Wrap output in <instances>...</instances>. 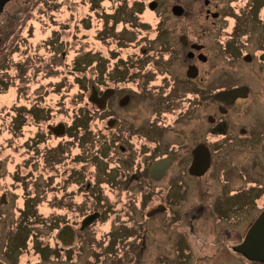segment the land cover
<instances>
[{
    "label": "rangeland",
    "instance_id": "374dc122",
    "mask_svg": "<svg viewBox=\"0 0 264 264\" xmlns=\"http://www.w3.org/2000/svg\"><path fill=\"white\" fill-rule=\"evenodd\" d=\"M119 1L103 0L98 4L103 8L100 10L96 5L90 7L88 0H45L29 22L26 54L14 55L12 65L3 71L4 79H0V264H89L87 258L94 248L107 243L117 254L106 253L102 264L118 257L125 259L119 264H129L130 259H136L133 264H245L240 256H234L231 247L258 207L264 204V132L262 136L252 132L241 137L236 131L258 118L256 114L264 118V112L258 111L259 106L253 110L256 114L251 110L246 112L245 106L242 111L240 107L230 110L226 118L231 131L214 139V163L202 177L187 175L186 162L198 141H214L207 118L210 114H219L211 96L215 89L252 80L255 104L264 97V66L250 65L243 58L245 52H254L259 43L256 37L247 39L248 0H211L222 7L227 17L221 19L222 28L210 33L209 30L217 28L205 18L204 0H157L159 6L155 12L146 5L151 0H140L132 10L138 18V27L133 30L134 34L127 30L125 33L135 36V40L126 41L125 48L119 46L120 30L123 25L129 28L128 19L134 16H129L127 9L117 10ZM173 4L182 5L187 14L180 17L173 14ZM102 12L110 17L108 29L100 19L104 16ZM236 23L242 28L241 36L233 38ZM203 28L207 31L203 40L208 46L210 62L200 64L205 78L202 84L198 80L183 82L177 90L174 80L185 77L184 53L174 51L172 56L169 52L151 51V59L157 61L153 65L144 58L146 53L139 50L141 45L155 50L161 45L164 50L171 49L176 46L180 33L187 32L194 39ZM157 34L160 35L156 38ZM62 50L68 51L66 58L61 57ZM229 51L234 52L233 56ZM117 54L125 60L133 57V62L145 65L144 71L147 70L141 73V80L126 79L124 86L140 98L135 97L123 109L113 107L118 108L116 113L123 119L122 134L117 142L105 144L107 139L100 133L105 123L87 100L88 72L94 67L99 69L98 59H102L112 73L111 62L119 59ZM17 61L25 62L28 68L20 77ZM161 61L167 68L157 67ZM88 62L92 64L90 67ZM138 75L135 77L139 78ZM144 81L148 83L147 91L154 94L153 99L144 92L140 94L142 90L137 83ZM171 89L174 91L167 98ZM195 91H200V95ZM181 101L182 114L178 113L181 108L170 112L172 115L164 112ZM37 104L44 109L43 120L31 115L24 119L16 116ZM93 111L97 114L93 115ZM61 122L69 127L68 135H73L78 125L87 127L92 134L79 141L66 135L57 137L48 131L50 126ZM119 142L128 148L126 153H120ZM59 143L62 144L57 148ZM156 147H159L157 155L171 153L176 159L167 178L160 182H138L134 176L130 177L136 171L140 149ZM106 149H109L105 152H108V162L112 167L125 165L126 176L120 177L116 170L105 167V153L100 156L96 152ZM87 152L97 162V165L86 162L84 177L92 181L89 189L86 179L76 178L72 172V168L86 164L74 167L69 160L86 159ZM105 174L110 176L104 177ZM253 183L263 185L258 190ZM160 189L158 197L155 196L154 192ZM4 193L5 201L2 200ZM159 201L168 210L159 207L154 219L143 218V205ZM197 203H205L209 211L217 210L224 215L221 224L232 229L230 235L219 233L210 222L180 223L183 217L180 212ZM97 206L105 210V216L81 233L76 250L80 261L67 262L64 257L49 259L52 250L58 249L60 222L77 221L79 214ZM179 219L180 222L174 223ZM139 242L141 247L149 244L148 250L142 256L137 250L131 254L129 250L133 249L128 246L130 243L138 246Z\"/></svg>",
    "mask_w": 264,
    "mask_h": 264
},
{
    "label": "flooded vegetation",
    "instance_id": "af4514ba",
    "mask_svg": "<svg viewBox=\"0 0 264 264\" xmlns=\"http://www.w3.org/2000/svg\"><path fill=\"white\" fill-rule=\"evenodd\" d=\"M103 0H88V3L90 4V7L92 5H96V9H100L102 10L103 8L101 6H99L98 4L101 3ZM45 0H0V79H4L3 76V71L5 69L8 68L9 64L12 65L13 62H11L12 58L14 57V55L16 54H21L19 56L22 57V55L26 54V51L24 50L25 45L27 44V40L30 37V29H31V25H29L30 20H32V16L34 15V11L36 9H39L41 5H44ZM140 2V0H120L119 1V5L117 6V10H121V11H126V9L128 10L127 14L131 16L134 14L133 8L135 7L136 3ZM151 3H156V7L154 9L151 8ZM204 4H205V18L206 20L211 21V24L213 26H215V28L217 29H211L209 30L212 32H216L218 31V29L222 28V26H224L221 22L222 18H226V14H224V11H222V7H220L218 4H213L211 0H204ZM147 7L150 8L151 11L155 12L158 9L159 6V2L157 0H151L149 2L146 3ZM174 5H179V4H173L172 5V12H173V6ZM53 6V5H52ZM183 8V12L178 15L176 13L173 12V14H175L176 16L180 17V16H184L187 14V11L185 10V8L180 5ZM94 7V9H95ZM247 9L245 12V28H246V33L248 35V41L249 38L254 39L255 37L258 39L259 43L256 44L254 52L252 51H247L245 52V54L243 55L244 61H246L248 64L252 65L254 63H258L259 66H264V0H248V3L246 5ZM124 9V10H123ZM116 12V10H115ZM103 14V12H102ZM104 15V14H103ZM134 16V15H133ZM103 18L100 17V19L102 20L103 25L107 26V29L109 28V23H110V18L108 17V15H104L102 16ZM248 18V19H247ZM107 19V21H106ZM125 21V18H123ZM138 20L137 17H132L129 18L128 21L130 23L129 28L122 27L121 31V35H120V41L121 43L119 44L120 48H125L126 46L124 45V43L126 41L132 42L135 39H133V37L130 33L125 34L127 31L131 32L134 34L133 30L135 29V27H138L136 24V21ZM227 25V23H224ZM150 27H148V31ZM127 30V31H126ZM242 28L241 26H238V24L236 23L234 26V30L232 31V37L233 38H237L238 36H241V34H239L241 32ZM147 31V30H145ZM206 29L203 28L202 32L199 34L200 36L196 35L197 37H195L194 39L190 36L189 33L187 32H182L178 35V44L176 43V46H171V49H163L164 46L161 45V47L157 50H155L154 48H148L146 45L140 46V52L142 53H146L144 54V58L149 59L147 61V63L152 62L153 65H156V60H152L151 57L152 55H150V52L153 51V53L155 52H169L172 56H174V51H176L177 53H184V58H185V69H184V74L185 77H178L176 79V81L174 80V83H177V90H178V84L182 86L181 83L186 82L188 83V81H196L198 80V82H200L201 84L204 83L205 78L204 76L201 75V67L200 64H207L208 62H210V55L207 51L208 46L205 40H203V37L206 38ZM161 34V33H160ZM160 34L156 35V38L159 37ZM68 41V40H67ZM119 41V42H120ZM140 45V44H139ZM233 47L235 48V44H233ZM225 48H228V45H225ZM27 50V48H26ZM230 52V51H229ZM140 53V55H142ZM233 56L234 52H230ZM68 54V51H61V57L62 58H66ZM121 55V54H120ZM120 55L117 54L118 56V60L116 62H111L112 65L110 68H112V73L111 70H109V66L108 65H104L103 64V60L102 59H98V63H99V69L97 67H94L93 69L91 68V71L88 72L89 73V77H88V94H87V100H88V104H90L91 108L94 107L95 110L97 112H99V114L102 117H99L101 121H103L105 123L103 129L100 131V133L102 134L101 137L106 138L107 140H105V144L107 143H112V142H117L118 140H120L121 138V134H122V122L123 119L122 117L116 113V110L113 108L114 106L119 107V109H123L125 107H128L131 104L132 99H134L135 97H137V99L140 98V95H138L137 93L133 92V90L131 88H126L124 85L127 83L126 79H139L141 80V73L142 72H146L147 69H145V65H137V62H133L132 58L129 57V59L125 60L123 57H120ZM154 56V55H153ZM170 58V57H169ZM138 59V57H137ZM146 59V60H147ZM93 60V59H92ZM13 61V60H12ZM141 63H142V57H141ZM92 62V61H91ZM91 62H88L89 67L92 65ZM107 62V61H106ZM164 61H161V64L158 63L157 67H161L164 68L165 63H163ZM108 63V62H107ZM25 62L23 63L22 61H17L16 62V67H17V74L18 76L23 73L25 71L28 70L27 65H24ZM259 67V68H260ZM167 68V67H166ZM27 69V70H26ZM131 70V71H130ZM77 72H82L81 70H76ZM189 71L191 73H189ZM83 73V72H82ZM135 74H139L138 77H135ZM20 77V76H19ZM20 79V78H19ZM25 82V81H23ZM137 87H141L140 90H142L140 92V94L146 93L148 94V97L150 99L154 98V94L153 93H149L147 91L148 87V83H137ZM141 84V85H140ZM233 88H240V90L238 92H236L235 97L231 98L230 100H221L219 98H217V95L220 91L223 90H228V89H233ZM174 89H171L167 94L166 97L169 98V96H171V93H173ZM94 92H96L98 94V96L100 98L103 99V105L100 106L97 102L93 101L91 99V97L94 95ZM185 92V91H183ZM197 93V95H200V91H195ZM13 93V92H11ZM162 94L164 93L163 91L161 92ZM255 86L253 84V81L250 80L249 83L245 82V83H234L232 85H228V86H222V87H218L217 89H215L212 92V97L214 99V101L217 103V107H218V112L219 114H210L208 115V122L210 123V132L212 133V139H218V138H222L223 136H225V134L230 130L231 131V125H230V121L228 120V118H226V116L230 113V110L232 108H237L240 107L241 111L243 106L247 107V111L249 112L251 110V112H253V110L258 107V111L262 110L264 112V97L262 99V101H260L258 104H255L256 99H255ZM12 95V94H11ZM13 97V95H12ZM229 99V98H228ZM173 100V99H172ZM182 101L177 104L176 107L171 108L169 110H165L164 112H166V114H170V112H172L174 109L177 112L178 109H180V112L178 111V113L182 114L181 112L182 109L184 108L182 105ZM170 104V103H169ZM96 111H93L94 114L96 115ZM43 113H44V109L40 107V105H34L32 107V109L30 108V110H26L23 109V111H21L20 113H17V117L20 116L21 118L24 119V117H29V115H31L34 118H38L39 120H43ZM96 113V114H95ZM185 113H183L184 115ZM253 114H256L253 112ZM172 115V114H170ZM87 116V115H86ZM84 116V117H86ZM258 118H254L251 119L250 122H248L247 125H242L237 129V133L239 136L244 137L248 134L252 135L253 133L256 134V136H262L264 132V118H259L260 116H258L257 114L255 115ZM83 117V116H80ZM264 117V116H263ZM89 119H93L92 117H90ZM64 126V131L61 133H56L54 131V129L60 128L61 126ZM155 128V126H154ZM51 130H48L49 132H52L55 136L57 137H62V136H69V137H73L75 140L76 138L81 141L82 138H86L87 135L92 134L91 130H88L87 127L83 126H76V128L74 129V134L73 135H68L69 133V127L61 122L58 123L57 125H53L50 126ZM155 131V130H154ZM253 132V133H252ZM236 136V135H235ZM148 141L154 142V139H148L146 138ZM68 141H66L67 143ZM65 143V144H66ZM214 143L215 140H201L198 141L194 147H192L191 152L189 153V158L186 162V170H187V175H190L192 177H202L203 175H205L210 168L213 166L214 160V152H215V148H214ZM62 143H59L57 148H60ZM119 151L120 153H126L128 151V148L125 146L124 142H119ZM67 145V144H66ZM199 145H204L207 146L209 148L210 151V155H211V162H210V167L209 169L202 175H193L190 172V167L194 162V151L195 149L199 146ZM106 148V147H105ZM158 148H150L148 150H143V148L140 149V151L138 152V156L137 158L139 159V161L137 162V165H135V169L136 171L132 172L131 174H129L130 177L134 176L135 179H137L138 182H140L141 180H147V181H152V182H160L164 179L167 178V176L169 175V171L172 169V167L175 165L176 163V159L175 157L171 154V153H166V154H162V155H157L158 153ZM106 151H109V149L106 150H98L96 152V154H104ZM150 153V154H148ZM70 155V153H69ZM102 158V157H101ZM108 152L105 153L103 160H105V167H111L113 170H116L118 173H120V177L122 176H126L125 174V165L122 164V166L118 167L116 165H114V167H112V164L110 162H108ZM93 159V160H92ZM91 159V156L88 155L87 152V157L86 159H69L70 160V164L71 166H77L78 164L82 163V164H86V162H90V163H94L95 160L94 158ZM170 160L169 163H167V166L165 169L161 170V171H157L153 168V166L160 160ZM117 162V161H116ZM97 164V162H95ZM95 164V165H96ZM86 165H82L80 168H72V172H74V177L76 178H81L82 180L86 179V183L84 181H81V184H86V188L89 189V187L91 186V179L89 180L88 178L84 177V172L86 169ZM123 172H120V171ZM117 174V173H116ZM110 175L105 174L104 177H107ZM128 176V177H129ZM128 179V178H127ZM127 181V180H126ZM254 185H256L254 188L260 190V186L262 187V185L260 183H253ZM264 188V187H263ZM161 191V189L159 191L154 192L155 196L158 197L159 192ZM262 193V192H261ZM5 195L6 198V193H4L2 195V200L5 201V198H3V196ZM153 195V193H152ZM261 195V194H260ZM256 196L253 198V201L258 200V198L260 197ZM161 203H163V201H159L156 204L153 205H143L142 207V217L143 218H152L154 219L155 213L157 212V208H164V210H168V206H163ZM264 210V204L260 205L256 211V213L254 214V216L252 217V219L248 222V224L246 225L245 229L243 230L242 234L239 236V240L236 239V241H234L233 245H232V252L234 254L235 257L240 256L241 259H243L246 263L245 264H264L263 261H258V260H252L247 258L243 253H241L240 251L237 250V247L244 241L245 236L248 232V230L250 229V227L253 225V223L256 221V219L259 217V215L262 213V211ZM181 215L183 216L181 218V222L180 219L175 221L174 223H184L185 220H188V222H194L196 220L198 221H204L206 223H211L215 228H218V232L226 235L227 233L229 234V232H231V228L227 227V226H223L222 223V219L221 217H224V215H220L218 214L217 210H211L209 211L207 208V205H205V203H197L195 205H192L191 207H189L188 209H184L181 212ZM96 214V218L92 221V223H90L89 225L85 226L83 228V222L84 220L90 216V215H95ZM105 216V210L102 207H95L83 214H79L78 215V220L77 221H62L60 222V227H59V231L57 232V239H58V249H56L55 251L52 250L49 259H59L60 257H64L65 261H70V260H75L76 262L80 261V257L77 256L76 254V250H78L79 246V240L81 238V233L85 232L89 229H91L93 226L96 225L97 222H100L104 219ZM146 223V222H145ZM174 223H172L174 225ZM65 228H70L71 230V234H68V237H64L62 236V231ZM214 231V229H213ZM139 232V231H138ZM146 239L148 241L149 235L148 232L146 233ZM230 235V234H229ZM138 246H133L131 243L128 246V249H133V251L129 250L131 254L134 255V251L137 250V254L139 256H142L146 251L148 250L147 246L149 244H143L141 247V243H137ZM43 245H45L43 243ZM115 245V244H114ZM112 247H110V243H107V246H102V247H95V251H93L91 254H89V259L87 258V262L89 264H102L104 262V260L106 259V257H104V259L102 258L103 256H106L105 254L107 253L108 256L110 255H116L117 252H113V250H111ZM150 261H153L152 258H149ZM60 260V259H59ZM125 259H121V258H109L108 261H106V264H119L121 261H123ZM136 261V259H130L128 260L127 263L129 264H133ZM66 263V262H65ZM64 263V264H65ZM63 264V263H60Z\"/></svg>",
    "mask_w": 264,
    "mask_h": 264
},
{
    "label": "water",
    "instance_id": "95a60500",
    "mask_svg": "<svg viewBox=\"0 0 264 264\" xmlns=\"http://www.w3.org/2000/svg\"><path fill=\"white\" fill-rule=\"evenodd\" d=\"M156 7V3H151V8L154 9ZM173 12L180 15L183 12V8L180 5L173 6ZM189 73H191L189 71ZM240 88H233L228 90L220 91L217 95V98L221 100H230L235 97L236 92H238ZM229 98V99H228ZM91 99L97 102L100 106L103 105V99L98 96L96 92L91 97ZM64 126L62 125L60 128L54 129V131L58 134L64 131ZM211 155L209 148L204 145H199L194 151V162L190 167V172L193 175H202L204 174L210 167ZM170 160H160L158 161L153 168L157 171H161L166 168L167 163ZM5 198V195L3 196ZM96 218L95 215L88 216L83 222V228ZM68 234H71L70 228H65L62 231V236L68 237ZM237 250L243 253L247 258L252 260H258L264 262V210L253 223V225L248 230L244 241L237 247Z\"/></svg>",
    "mask_w": 264,
    "mask_h": 264
},
{
    "label": "trees",
    "instance_id": "16d2710c",
    "mask_svg": "<svg viewBox=\"0 0 264 264\" xmlns=\"http://www.w3.org/2000/svg\"><path fill=\"white\" fill-rule=\"evenodd\" d=\"M97 165V164H96Z\"/></svg>",
    "mask_w": 264,
    "mask_h": 264
}]
</instances>
